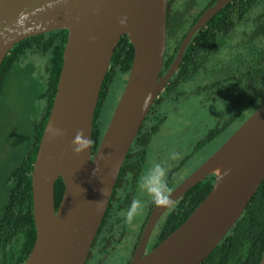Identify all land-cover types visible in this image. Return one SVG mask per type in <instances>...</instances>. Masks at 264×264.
<instances>
[{"label":"water","instance_id":"95a60500","mask_svg":"<svg viewBox=\"0 0 264 264\" xmlns=\"http://www.w3.org/2000/svg\"><path fill=\"white\" fill-rule=\"evenodd\" d=\"M233 0H219L186 35L161 77L167 49L168 0H0V67L20 42L66 31L63 66L32 171L36 238L25 264H86L126 157L151 108L177 70L193 36ZM128 17L126 27L119 19ZM22 20V22H21ZM134 49L121 99L97 152L77 155L78 131L92 141L95 114L122 37ZM63 134L54 136V129ZM206 198L154 250L145 254L163 215L208 176ZM64 192L55 206V184ZM264 182V103L155 207L129 264H202L243 215Z\"/></svg>","mask_w":264,"mask_h":264},{"label":"trees","instance_id":"16d2710c","mask_svg":"<svg viewBox=\"0 0 264 264\" xmlns=\"http://www.w3.org/2000/svg\"><path fill=\"white\" fill-rule=\"evenodd\" d=\"M215 1H211V6ZM191 4L194 5L192 0ZM188 11L189 7L178 8L172 15L168 12L167 34L170 50L166 55L162 74L170 66L169 60L174 58L191 27L203 13L201 11L196 16L191 13L194 17L186 30H176L179 25L175 24V20L189 17ZM66 40V31H54L26 39L9 52L0 67L1 100L7 76L23 60L30 55L50 56L46 66L45 106L35 124L33 142L23 161L10 172L6 183L7 202L0 218V259L2 260L1 257L5 256L10 248L15 250L12 261L6 264H25L35 242L32 171L56 94ZM133 55L134 49L129 39L122 37L112 58L95 114L93 154L97 152L100 138L104 134L97 121L99 107L110 89L113 78L118 74L128 77ZM190 83L191 95L203 94L206 101H216L220 105L235 109V113L226 121L227 127L256 102L263 100L264 103V0H233L195 34L166 92L151 108L126 157L106 215L115 203L114 198L121 196L120 193L117 195V191L124 187L128 176L135 180L141 175L148 146L164 122V119H161L162 102H172L175 97L183 94L184 90L187 91V84ZM214 181L213 175L208 176L171 208L163 219L160 240L167 238L192 214L209 194ZM63 192L64 183L59 179L55 184L56 209L59 208ZM5 260L4 258V264ZM202 264H264V182L243 215Z\"/></svg>","mask_w":264,"mask_h":264},{"label":"rangeland","instance_id":"374dc122","mask_svg":"<svg viewBox=\"0 0 264 264\" xmlns=\"http://www.w3.org/2000/svg\"><path fill=\"white\" fill-rule=\"evenodd\" d=\"M209 2L210 0H196L195 5L202 10ZM193 9L194 5L191 4V12ZM193 17L191 14V17L184 20L177 18L175 24L179 27L176 30H186ZM49 59V55H30L11 71L4 82L0 100V218L7 202L8 176L27 155L34 139L35 124L45 106L46 66ZM127 80L126 75L118 74L110 83V89L98 111L97 121L102 133H105L109 125ZM262 103L263 100L253 104L228 127L225 125L226 121L235 113V109L220 105L216 101H206L203 94L191 95L178 105L162 108L165 120L159 132L152 137L141 177L134 188V199L143 203L141 214L132 223L135 229L146 218L152 202L140 184L154 161L163 160L171 149L181 152L180 159L167 163L166 181L172 176L177 182L211 157ZM10 249L1 257L0 264H4V258L5 264L12 261L15 250ZM129 253L130 250L113 253L102 264H126L130 259Z\"/></svg>","mask_w":264,"mask_h":264},{"label":"flooded vegetation","instance_id":"af4514ba","mask_svg":"<svg viewBox=\"0 0 264 264\" xmlns=\"http://www.w3.org/2000/svg\"><path fill=\"white\" fill-rule=\"evenodd\" d=\"M192 1L194 2V9L191 12V0H176V1L175 0H168V12L172 15L176 11H178V8H183V9L185 8L186 9L187 7H189L190 9L188 11V15H190V17H191V13L194 16H196L201 11H203V13H202V15H203L204 11H207L209 8L215 6L219 0H216L215 4L212 6H211L212 0H210V2L207 4V6L202 10H199L198 7L195 5L196 0H192ZM180 10H182V9H180ZM192 39H191V41H192ZM183 41H182V43H183ZM182 43H181V45H182ZM181 45H180L176 55L174 56V58L172 60H169L170 66L167 68V70L165 72H163V74L161 72V77L166 76V74L168 73V71L172 67V65L176 59V56L178 55V53L180 51ZM169 50H170V47L168 45V34H167V49H166L165 59H166V55L169 53ZM165 59H164V65H165ZM164 65H163V68H164ZM177 70H178V68H177ZM162 71H163V69H162ZM176 71L173 73L172 77L169 79L168 83L165 86L164 91L160 94L158 99H160L162 97V95L166 92V88H167L169 82L172 80L173 76L175 75ZM187 88H188L187 91L184 90V93L175 97L172 102H170L168 104L165 102H162L161 108H164L167 105L168 106L169 105H178L181 101H184L186 98H190L191 97V83L189 85L187 84ZM178 94H180V92H178ZM162 111H163V109H161V114H162ZM161 119L165 120V118L163 116L161 117ZM92 145H93V140H92ZM190 174H188L184 178H181L177 182H175L173 179L170 182L168 180L167 186L169 189V195ZM128 177H129L128 180L124 182L125 183L124 187H122L121 189H119L117 191V195H119V193H120L121 196L120 197L117 196L114 198L115 203H113L111 205L112 208H111L110 212L107 213V215L105 214L106 217L104 216L105 220L103 219V221L101 223L102 226L100 225L101 230L99 228V231H98L97 236L95 238V241L92 245L90 254H89L88 259L86 261V264H102V262L105 261L106 258H108L113 253H119L121 250H126L128 252V250H130V253H129L130 259L126 263V264H129L131 259L134 256L136 249L138 248L139 242L143 236V233H144L145 228L147 226L150 215H151L152 211L155 209V207H157V205L154 204L153 202H151V204L149 205V210H148V213L146 215V218L143 220V222L136 229L132 224L126 223L124 221V214L127 211V208L130 205L131 201L134 199V196H135L134 188L137 186L141 175L139 178H137L135 180L131 176H128ZM134 178H135V175H134ZM118 200L120 203H118ZM111 201H112V197H111ZM111 201H110V203H111ZM177 202H175L169 209H167L163 213V215L160 217L158 222L156 223V225H155V227L151 233L150 239L148 241L145 254L150 253L152 250H154L163 241V240H160V237L162 235L161 231L163 228V224H162L163 219L165 218L166 214L171 210V208ZM110 203H109V206H110ZM109 206H108V208H109Z\"/></svg>","mask_w":264,"mask_h":264},{"label":"clouds","instance_id":"9594fccd","mask_svg":"<svg viewBox=\"0 0 264 264\" xmlns=\"http://www.w3.org/2000/svg\"><path fill=\"white\" fill-rule=\"evenodd\" d=\"M22 22V20H21ZM128 17L123 16L119 19L121 27H126ZM54 136L63 134L62 129H54ZM92 141L87 138L84 132L78 131L72 140V150L75 154L79 155L90 149ZM182 153L171 149L166 153L163 160L154 161L151 167L142 178L140 184L141 189L151 198L152 202L157 206L170 203L169 189L167 186V163L168 161H175L181 158ZM143 210V203L138 199H133L124 214V221L132 224L135 218L141 214Z\"/></svg>","mask_w":264,"mask_h":264}]
</instances>
